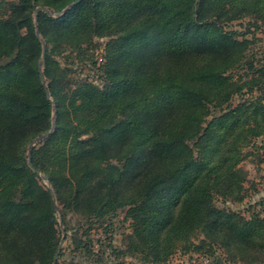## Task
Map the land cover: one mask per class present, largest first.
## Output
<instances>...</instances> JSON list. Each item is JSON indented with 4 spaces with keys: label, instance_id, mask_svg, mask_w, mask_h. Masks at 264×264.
<instances>
[{
    "label": "trees",
    "instance_id": "obj_1",
    "mask_svg": "<svg viewBox=\"0 0 264 264\" xmlns=\"http://www.w3.org/2000/svg\"><path fill=\"white\" fill-rule=\"evenodd\" d=\"M75 1L0 0V264H53L51 189L67 232L70 213L102 224L126 210L124 254L144 263L181 248L264 264V216L217 205L244 203V150L264 138V62L248 60L252 29L264 45V0H83L56 16ZM101 38L104 84L74 78L68 59L86 62ZM73 242L89 256V240Z\"/></svg>",
    "mask_w": 264,
    "mask_h": 264
},
{
    "label": "rangeland",
    "instance_id": "obj_2",
    "mask_svg": "<svg viewBox=\"0 0 264 264\" xmlns=\"http://www.w3.org/2000/svg\"><path fill=\"white\" fill-rule=\"evenodd\" d=\"M252 19L253 18H246L240 22L232 24L229 28L234 31L244 32L248 25L253 23ZM252 31H255L256 37L253 38L254 33L250 36L253 40L255 39V42L248 53V60H254L255 65H258L259 61L264 62L262 61L264 60V45L262 42V34L256 29H252ZM108 41V39L103 38L96 39L89 53H87L86 62L80 63L76 61L74 55L68 59L70 63H74V78H77L78 80H88L94 82L98 86L104 84L102 78L103 75L102 72L99 71V67L104 61ZM91 58H93V60H90ZM58 59L63 65L66 56H60ZM93 62H95V65ZM246 71L247 69L244 67L243 70L234 72V75L240 74L241 76H244ZM257 95L258 92L255 91L254 97H257ZM249 96L250 95H247L246 97ZM240 101V97H235L233 102L234 104H237ZM244 155L246 156V159L242 166L248 171L246 200L244 203L239 204L223 202L219 199L217 200V205L220 208L243 212L247 216L249 215V213L247 214L248 208L254 207L257 212H260L261 215L264 216V138L256 140L253 146L246 148L244 150ZM57 217L59 222V213ZM66 220L68 223V232L66 231L63 222L66 231V239L63 246L65 249V255L61 260L62 264L71 261H74L76 264H148L144 263L139 257L131 253L124 254L127 251L128 236L132 231L131 221L126 218V210H121L115 217L108 219L102 224H92L91 222L86 223V220L75 213L68 214ZM89 227H91V229L88 230V237H83V232ZM74 236L83 241H90L88 244L90 246L89 256L87 255L86 249L80 248V250H78L73 242ZM62 237L63 233L61 230V239ZM202 238V234H198L193 241L196 244H199ZM219 254H222V251L219 250L216 255ZM216 255L206 256L197 252L186 253L180 248L171 256L167 264H203L202 260L206 258L210 259L213 264H217L215 261ZM220 264H223V262L221 261Z\"/></svg>",
    "mask_w": 264,
    "mask_h": 264
},
{
    "label": "water",
    "instance_id": "obj_3",
    "mask_svg": "<svg viewBox=\"0 0 264 264\" xmlns=\"http://www.w3.org/2000/svg\"><path fill=\"white\" fill-rule=\"evenodd\" d=\"M82 1H83V0H76V1L73 2L71 5H69V6H68V7H67V8H66L61 14H57L56 16H57V17L62 16V15L65 14L69 9H71V8H73V7H75V6H77V5L80 4ZM41 11H43V12H47V9L44 8V7H39V8L36 10V17H37V15L39 14V12H41ZM36 22H37V21H36ZM36 32H37V35L40 37V31H39L38 28H37ZM41 41L43 42V60H42V62H41V64H40V77H41L42 84H43V86L45 87L48 96L50 97V92H49V90H48V88H47V82H46V78H45V74H44V68H43V65H44V59H45V56H46V53H47V45H46V43H45V41H44L43 39H41ZM55 129H56V113H54L53 125H52V129H51V131H50L49 133H47V134H44V135H42V136L36 138V139L33 141L32 145L29 147V151H28V157H29V158H28V163H29V166H30L31 168H32V163H31V159H32V157H31L32 148H33L35 145H37V144L43 142L47 137H49L51 134H53L54 131H55ZM36 172H37V171H36ZM37 173H38V172H37ZM38 174L43 178V181L45 182V184L51 188V184H50V179H49V177H47V176H42L40 173H38ZM51 191H52V194H53V196H54V200H55V209H56V212L59 213V216H60L59 224H60V228H61L62 233H63V237H62V239H61V242H60V245H59V248H58L57 254H56L55 259H54V262H53V264H57V262H58V260H59L60 252H61V250L63 249L64 243H65V239H66V231H65V228H64V225H63V218H62V215H61L60 208H59V206L57 205V202H56V199H55V195H54V192H53L52 189H51Z\"/></svg>",
    "mask_w": 264,
    "mask_h": 264
},
{
    "label": "built area",
    "instance_id": "obj_4",
    "mask_svg": "<svg viewBox=\"0 0 264 264\" xmlns=\"http://www.w3.org/2000/svg\"><path fill=\"white\" fill-rule=\"evenodd\" d=\"M203 264H213L210 259L206 258L202 260Z\"/></svg>",
    "mask_w": 264,
    "mask_h": 264
}]
</instances>
